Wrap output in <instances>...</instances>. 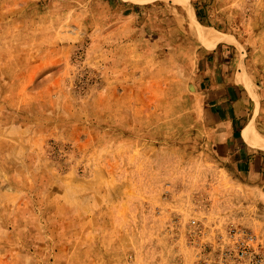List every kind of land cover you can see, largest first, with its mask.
<instances>
[{
  "label": "rangeland",
  "instance_id": "1",
  "mask_svg": "<svg viewBox=\"0 0 264 264\" xmlns=\"http://www.w3.org/2000/svg\"><path fill=\"white\" fill-rule=\"evenodd\" d=\"M186 1L234 37L264 138V0ZM187 27L162 0H0V264H204L191 218L264 244V176L219 159Z\"/></svg>",
  "mask_w": 264,
  "mask_h": 264
},
{
  "label": "crops",
  "instance_id": "2",
  "mask_svg": "<svg viewBox=\"0 0 264 264\" xmlns=\"http://www.w3.org/2000/svg\"><path fill=\"white\" fill-rule=\"evenodd\" d=\"M124 1L137 3L144 0ZM192 8L194 9L193 5ZM195 13L192 12V15L199 20L196 9ZM184 17L186 20L185 14ZM188 34L192 38L189 30ZM192 39L198 45L190 58V75L199 81V87H196L198 102L208 118L207 126L211 129L213 140L217 145V155L220 160L233 162L237 174L254 182L264 176V149L251 145L245 134L247 125L251 124H248L250 122L248 114H245L242 108L244 103L250 101V96L245 86L236 80L237 76L248 77L241 72L235 62L232 45L236 44L221 42L207 48ZM203 82L206 85H202ZM210 118H213L214 123L209 120ZM262 188L264 190V185Z\"/></svg>",
  "mask_w": 264,
  "mask_h": 264
},
{
  "label": "built area",
  "instance_id": "3",
  "mask_svg": "<svg viewBox=\"0 0 264 264\" xmlns=\"http://www.w3.org/2000/svg\"><path fill=\"white\" fill-rule=\"evenodd\" d=\"M187 232L192 242H198L204 264H264V244L249 228L231 223L212 241L204 242L205 227L191 218Z\"/></svg>",
  "mask_w": 264,
  "mask_h": 264
},
{
  "label": "bare ground",
  "instance_id": "4",
  "mask_svg": "<svg viewBox=\"0 0 264 264\" xmlns=\"http://www.w3.org/2000/svg\"><path fill=\"white\" fill-rule=\"evenodd\" d=\"M166 2H175L178 3L183 9V12L186 16L188 30L190 34L195 37L198 41L202 42L204 45H215L216 43H230L234 42L233 38L227 35L224 32L215 30L210 26L198 21L190 12V4L186 0H162ZM236 80L245 86L247 90L251 89V84L246 78L237 77ZM241 84V85H242ZM245 134L251 145L264 149V138H261L249 130V125L245 129Z\"/></svg>",
  "mask_w": 264,
  "mask_h": 264
},
{
  "label": "trees",
  "instance_id": "5",
  "mask_svg": "<svg viewBox=\"0 0 264 264\" xmlns=\"http://www.w3.org/2000/svg\"><path fill=\"white\" fill-rule=\"evenodd\" d=\"M197 17H198L199 21H202L200 15H199V13H198V11H197Z\"/></svg>",
  "mask_w": 264,
  "mask_h": 264
}]
</instances>
